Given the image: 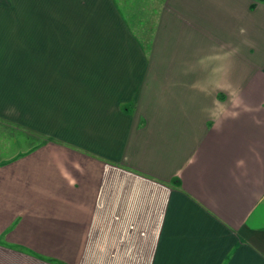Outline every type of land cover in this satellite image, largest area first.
Instances as JSON below:
<instances>
[{
  "label": "crops",
  "instance_id": "obj_1",
  "mask_svg": "<svg viewBox=\"0 0 264 264\" xmlns=\"http://www.w3.org/2000/svg\"><path fill=\"white\" fill-rule=\"evenodd\" d=\"M0 264H264V2L0 0Z\"/></svg>",
  "mask_w": 264,
  "mask_h": 264
},
{
  "label": "rangeland",
  "instance_id": "obj_2",
  "mask_svg": "<svg viewBox=\"0 0 264 264\" xmlns=\"http://www.w3.org/2000/svg\"><path fill=\"white\" fill-rule=\"evenodd\" d=\"M116 1L118 2L119 0H116ZM129 6H130V5H128V7H129ZM124 9H125V7H124ZM148 13H149V10H148ZM131 14H133V13H130V12H128V11L126 12V16H127L128 20H129V18L132 20V18L130 17ZM138 14H139V13H135V14H133V17H134L135 15L138 16ZM128 15H129V16H128Z\"/></svg>",
  "mask_w": 264,
  "mask_h": 264
},
{
  "label": "trees",
  "instance_id": "obj_3",
  "mask_svg": "<svg viewBox=\"0 0 264 264\" xmlns=\"http://www.w3.org/2000/svg\"><path fill=\"white\" fill-rule=\"evenodd\" d=\"M262 2H264V0H262Z\"/></svg>",
  "mask_w": 264,
  "mask_h": 264
}]
</instances>
